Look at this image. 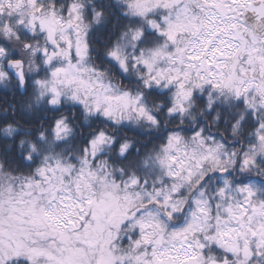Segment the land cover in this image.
Masks as SVG:
<instances>
[{
  "label": "snow or ice",
  "instance_id": "6c2138e0",
  "mask_svg": "<svg viewBox=\"0 0 264 264\" xmlns=\"http://www.w3.org/2000/svg\"><path fill=\"white\" fill-rule=\"evenodd\" d=\"M0 88V264H264V0H0Z\"/></svg>",
  "mask_w": 264,
  "mask_h": 264
},
{
  "label": "clouds",
  "instance_id": "9594fccd",
  "mask_svg": "<svg viewBox=\"0 0 264 264\" xmlns=\"http://www.w3.org/2000/svg\"><path fill=\"white\" fill-rule=\"evenodd\" d=\"M114 37H115V29H113V32L110 38H114ZM101 43L103 44V41H101ZM114 79H116L117 83L120 82L119 78L114 77ZM123 83L126 87L130 86L127 80H124ZM146 102L148 103L150 107L153 105V100L151 98H147ZM16 103H17V107H21L26 103V99L25 100L19 99L18 102ZM156 103L160 104L162 102L156 101ZM154 110L158 111V109H154ZM8 112H9V109L7 106L0 105V115H4ZM66 115H69V114L66 113ZM69 118L71 119L70 115H69ZM161 119L164 121L165 124H168V118H166L163 114H161ZM225 119H228V117L226 116ZM194 120L196 123H200L206 127L208 125H211V127L209 128L210 132L218 135L220 138L226 141L228 140L229 133L227 130V124L221 123L219 119L217 118L216 113L210 112L208 113V115H205L202 110L198 109L194 113ZM12 123L21 132L28 131V132L35 134L43 122L41 121L40 123L28 125L22 121L15 120V121H12ZM171 126L172 125L169 124V127ZM76 128L78 131L80 130V126L78 123H76ZM164 130H167V129H164ZM109 131L115 133L119 139L126 140L129 144L132 145L134 157L139 156L143 154L144 152H146L147 150H149L151 148V144H149L148 141L151 140L154 136L158 135L157 132L148 128L147 126H137L135 124H132V125L126 124L119 130L115 128H111L109 129ZM25 138L31 139L30 136L25 137ZM229 143H231V141H229ZM78 147L79 145L74 140L70 139L66 143H62L58 150L73 151L77 149ZM137 149H139V152L136 151Z\"/></svg>",
  "mask_w": 264,
  "mask_h": 264
},
{
  "label": "trees",
  "instance_id": "16d2710c",
  "mask_svg": "<svg viewBox=\"0 0 264 264\" xmlns=\"http://www.w3.org/2000/svg\"><path fill=\"white\" fill-rule=\"evenodd\" d=\"M18 100H19V97L18 96L14 97L11 91L0 88V105L9 107L10 102H18ZM2 123H3V120H0V124Z\"/></svg>",
  "mask_w": 264,
  "mask_h": 264
}]
</instances>
